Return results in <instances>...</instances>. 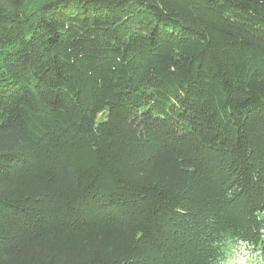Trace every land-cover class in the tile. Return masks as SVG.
Here are the masks:
<instances>
[{"label":"trees","instance_id":"obj_1","mask_svg":"<svg viewBox=\"0 0 264 264\" xmlns=\"http://www.w3.org/2000/svg\"><path fill=\"white\" fill-rule=\"evenodd\" d=\"M0 0V264L264 252V0Z\"/></svg>","mask_w":264,"mask_h":264},{"label":"clouds","instance_id":"obj_2","mask_svg":"<svg viewBox=\"0 0 264 264\" xmlns=\"http://www.w3.org/2000/svg\"><path fill=\"white\" fill-rule=\"evenodd\" d=\"M54 0H20L18 6L9 9L21 19L37 13V19L43 14L45 6L53 3ZM264 216V213H260ZM264 235V227L261 228ZM247 245V247H243ZM254 245L247 240L227 239L223 244V255L218 258L217 264H264V252L260 249L253 251Z\"/></svg>","mask_w":264,"mask_h":264},{"label":"rangeland","instance_id":"obj_3","mask_svg":"<svg viewBox=\"0 0 264 264\" xmlns=\"http://www.w3.org/2000/svg\"><path fill=\"white\" fill-rule=\"evenodd\" d=\"M243 247H245V248H246V247H247V245H245V246H243ZM253 251H255V250H254V248H253Z\"/></svg>","mask_w":264,"mask_h":264}]
</instances>
